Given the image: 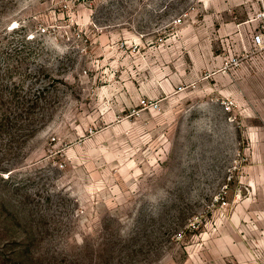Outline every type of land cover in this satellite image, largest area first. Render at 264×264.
I'll list each match as a JSON object with an SVG mask.
<instances>
[{"label":"rangeland","instance_id":"374dc122","mask_svg":"<svg viewBox=\"0 0 264 264\" xmlns=\"http://www.w3.org/2000/svg\"><path fill=\"white\" fill-rule=\"evenodd\" d=\"M264 0H0V264H264Z\"/></svg>","mask_w":264,"mask_h":264},{"label":"built area","instance_id":"2783aa9c","mask_svg":"<svg viewBox=\"0 0 264 264\" xmlns=\"http://www.w3.org/2000/svg\"><path fill=\"white\" fill-rule=\"evenodd\" d=\"M261 29L251 36V46L255 51H264V12L259 14Z\"/></svg>","mask_w":264,"mask_h":264}]
</instances>
